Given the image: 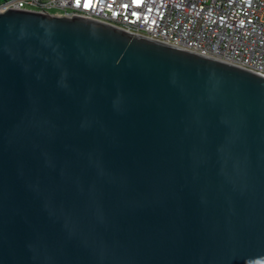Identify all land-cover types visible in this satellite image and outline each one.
I'll return each instance as SVG.
<instances>
[{"label":"water","instance_id":"95a60500","mask_svg":"<svg viewBox=\"0 0 264 264\" xmlns=\"http://www.w3.org/2000/svg\"><path fill=\"white\" fill-rule=\"evenodd\" d=\"M0 264H264V76L0 11Z\"/></svg>","mask_w":264,"mask_h":264},{"label":"built area","instance_id":"2783aa9c","mask_svg":"<svg viewBox=\"0 0 264 264\" xmlns=\"http://www.w3.org/2000/svg\"><path fill=\"white\" fill-rule=\"evenodd\" d=\"M7 8L92 18L264 76V0H1Z\"/></svg>","mask_w":264,"mask_h":264},{"label":"trees","instance_id":"16d2710c","mask_svg":"<svg viewBox=\"0 0 264 264\" xmlns=\"http://www.w3.org/2000/svg\"><path fill=\"white\" fill-rule=\"evenodd\" d=\"M1 1V0H0Z\"/></svg>","mask_w":264,"mask_h":264}]
</instances>
